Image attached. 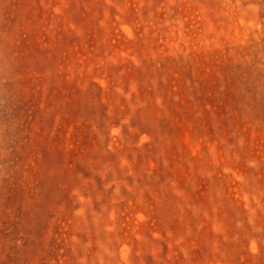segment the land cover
Here are the masks:
<instances>
[{
  "label": "rangeland",
  "instance_id": "1",
  "mask_svg": "<svg viewBox=\"0 0 264 264\" xmlns=\"http://www.w3.org/2000/svg\"><path fill=\"white\" fill-rule=\"evenodd\" d=\"M0 264H264V0H0Z\"/></svg>",
  "mask_w": 264,
  "mask_h": 264
}]
</instances>
